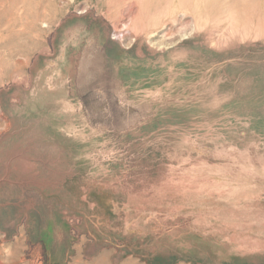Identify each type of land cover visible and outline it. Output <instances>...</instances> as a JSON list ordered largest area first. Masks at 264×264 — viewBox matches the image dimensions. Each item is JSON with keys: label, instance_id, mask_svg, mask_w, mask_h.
Instances as JSON below:
<instances>
[{"label": "rangeland", "instance_id": "374dc122", "mask_svg": "<svg viewBox=\"0 0 264 264\" xmlns=\"http://www.w3.org/2000/svg\"><path fill=\"white\" fill-rule=\"evenodd\" d=\"M0 264H264V0H0Z\"/></svg>", "mask_w": 264, "mask_h": 264}]
</instances>
